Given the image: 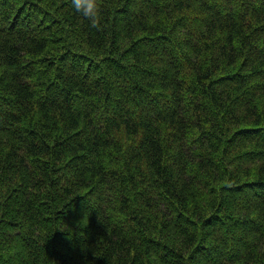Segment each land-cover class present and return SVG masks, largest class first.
I'll return each mask as SVG.
<instances>
[{
    "label": "trees",
    "instance_id": "trees-1",
    "mask_svg": "<svg viewBox=\"0 0 264 264\" xmlns=\"http://www.w3.org/2000/svg\"><path fill=\"white\" fill-rule=\"evenodd\" d=\"M98 3L0 0V264H264V0Z\"/></svg>",
    "mask_w": 264,
    "mask_h": 264
},
{
    "label": "clouds",
    "instance_id": "clouds-1",
    "mask_svg": "<svg viewBox=\"0 0 264 264\" xmlns=\"http://www.w3.org/2000/svg\"><path fill=\"white\" fill-rule=\"evenodd\" d=\"M76 12L87 18L95 28L100 27L101 12L98 0H71Z\"/></svg>",
    "mask_w": 264,
    "mask_h": 264
},
{
    "label": "rangeland",
    "instance_id": "rangeland-1",
    "mask_svg": "<svg viewBox=\"0 0 264 264\" xmlns=\"http://www.w3.org/2000/svg\"><path fill=\"white\" fill-rule=\"evenodd\" d=\"M224 10V9H223ZM170 51H171V49H170ZM169 57H172V55L171 54H169L168 55V58ZM88 203L87 202H82L81 204H78L77 206H75V208H74V211H78V209H80L82 206H84V205H87ZM80 205H82V206H80ZM14 254L11 256V258L13 259L14 258Z\"/></svg>",
    "mask_w": 264,
    "mask_h": 264
}]
</instances>
